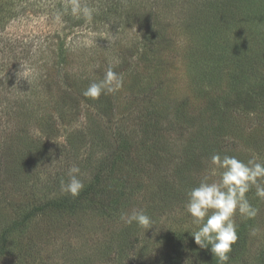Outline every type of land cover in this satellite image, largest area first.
Returning a JSON list of instances; mask_svg holds the SVG:
<instances>
[{
	"label": "rangeland",
	"instance_id": "obj_1",
	"mask_svg": "<svg viewBox=\"0 0 264 264\" xmlns=\"http://www.w3.org/2000/svg\"><path fill=\"white\" fill-rule=\"evenodd\" d=\"M96 1L89 22L28 0L0 28V264H210L186 194L220 179L214 154L264 163V0ZM110 66L123 86L85 97ZM246 197L228 264H264V199ZM134 209L145 233L120 219Z\"/></svg>",
	"mask_w": 264,
	"mask_h": 264
},
{
	"label": "clouds",
	"instance_id": "obj_2",
	"mask_svg": "<svg viewBox=\"0 0 264 264\" xmlns=\"http://www.w3.org/2000/svg\"><path fill=\"white\" fill-rule=\"evenodd\" d=\"M97 10L81 5L80 0H72L71 12L74 16H82L91 21ZM62 13H57L59 20ZM123 86L122 78L110 66L102 79L89 84L83 92L85 97L98 99L102 94L114 93ZM211 162L223 169L220 179L209 183L205 176L197 187L187 192L188 202L186 211L198 225V230L190 233L194 242L201 249H210L217 264H228L233 245L238 240L237 228L233 217L238 211L245 218L256 215L255 209L248 201L246 193L250 186L256 187V195L264 199V186L258 183L264 178V163L249 160L244 163L234 156L219 154L211 157ZM80 168L73 165L69 170L67 183L61 181L62 191L77 197L84 188L83 182L78 178ZM211 210V213H210ZM121 221L125 225L137 226L146 230L154 226V221L143 209H134L130 213H121Z\"/></svg>",
	"mask_w": 264,
	"mask_h": 264
},
{
	"label": "trees",
	"instance_id": "obj_3",
	"mask_svg": "<svg viewBox=\"0 0 264 264\" xmlns=\"http://www.w3.org/2000/svg\"><path fill=\"white\" fill-rule=\"evenodd\" d=\"M45 1V0H43ZM107 0H97L95 3H98L100 5V7H107L104 2H106ZM114 1V4L113 7H110V10L109 9L104 12V15L107 13L108 15V12H112L113 15L117 14L119 11V8H121V11H123V8H126L125 5H129L131 4L130 0H112V2ZM207 1V0H206ZM69 2H72L69 0ZM116 2V3H115ZM107 3V2H106ZM30 2H28V0H0V28L1 26L5 23V22H8L10 19L12 18H15L17 17L18 15H21V12L25 11L26 9V6H29ZM96 5L97 4H90L89 7L91 8H96ZM49 7V5H47ZM56 9L58 12H64L62 15L65 16L66 19H63L64 21H70L69 19H71V16L70 15H73L72 12H71V3L70 4H67V8L63 7L61 3H58L56 5ZM114 9V11H113ZM118 11V12H117ZM126 12V11H125ZM133 12V11H131ZM155 16V13L152 14ZM60 69L62 70L63 68L60 67ZM77 78H75L76 80ZM78 80L80 82H84L85 80H88L87 78L86 79H81V78H78ZM262 90L263 89H258V91L254 94H258L259 93H262ZM258 97V96H257ZM51 118V119H54V114L53 113H48V114H44L41 115L40 117H45V118ZM216 127V126H215ZM222 128L221 125H218L217 126V129L220 130ZM86 192V191H85ZM85 192H82L80 194H84ZM85 195V194H84ZM60 199V198H59ZM59 199H55L56 201H58ZM67 200V199H66ZM240 248H241V245L237 242L236 244L233 245V251L230 253V256H231V259L233 257H236L238 256V254L240 253ZM205 250L208 252L209 254V262H211L210 264H217V261L216 259L213 257V254L211 253L210 249H207L205 248Z\"/></svg>",
	"mask_w": 264,
	"mask_h": 264
}]
</instances>
